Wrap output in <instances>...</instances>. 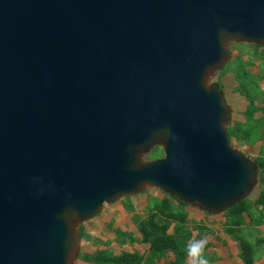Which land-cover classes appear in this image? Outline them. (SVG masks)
<instances>
[{
  "label": "water",
  "instance_id": "1",
  "mask_svg": "<svg viewBox=\"0 0 264 264\" xmlns=\"http://www.w3.org/2000/svg\"><path fill=\"white\" fill-rule=\"evenodd\" d=\"M229 37L264 43V0H0V264H75L80 222L147 185L248 197L258 164L204 82Z\"/></svg>",
  "mask_w": 264,
  "mask_h": 264
},
{
  "label": "trees",
  "instance_id": "2",
  "mask_svg": "<svg viewBox=\"0 0 264 264\" xmlns=\"http://www.w3.org/2000/svg\"><path fill=\"white\" fill-rule=\"evenodd\" d=\"M251 45L255 48L256 56L261 59L260 73L253 74L248 68V64L252 63L250 58H234L231 71L236 81L235 90L245 97L247 105L243 111V121L230 120L227 131L229 141L240 146L263 142L253 158L258 164L259 190L254 197H245L223 211V230L237 242L238 254L244 264H255L257 249L264 248V235L257 236L250 227L264 221V86L259 82L264 79V54L257 51L259 45ZM162 154L161 147L154 146L145 158H158ZM186 205V202L165 192L160 198L149 195L144 215L135 221L139 236L121 229L115 230L118 240L125 238L131 242L148 244L144 253L135 250L114 253L104 247L93 252H79L77 258L92 264H158L160 260H163V264H188V245L194 241L192 230L197 224L189 223ZM244 215L248 217L247 222L244 221ZM79 232L82 237L83 227L80 226ZM208 246L206 244L203 252ZM170 253L173 258H170Z\"/></svg>",
  "mask_w": 264,
  "mask_h": 264
},
{
  "label": "crops",
  "instance_id": "3",
  "mask_svg": "<svg viewBox=\"0 0 264 264\" xmlns=\"http://www.w3.org/2000/svg\"><path fill=\"white\" fill-rule=\"evenodd\" d=\"M223 74H221L222 76ZM222 85H225V90L227 85L222 83ZM236 84L229 89L228 92L223 90L224 98L226 102L230 105L231 108H233L237 103H242L244 105L243 111L246 108L247 101L245 97L238 91L235 90ZM227 93V94H226ZM243 116V112H242ZM242 118H236L235 120L243 121ZM263 144L262 141H258L253 145L250 146H244L246 148L251 149V153L249 154L251 157H255L258 153V150L260 146ZM248 154V152H247ZM147 192V191H146ZM145 192V193H146ZM141 192H137L134 194L125 195V199L129 200V206L124 207L120 203V199L116 200L112 203H109V207L111 210H113V214L111 215L112 218H115L116 220H120V217H116L115 215H123V212L127 209H130L131 211H136V204L133 202V198L136 197L137 194ZM150 195V194H149ZM149 195H146V205H147V198ZM155 197H162L156 196ZM124 199V200H125ZM123 201V200H121ZM145 205V208H146ZM144 208V213H145ZM185 210L188 213L189 223H196L197 226L194 230H192L194 241H207L206 244H208V248L203 252L205 258L208 260L209 264H244L242 259L240 258L238 254V246L237 242L227 233L223 230V224L225 220V216L223 215V212H217V213H208L199 207L191 204H187L185 206ZM113 220V219H111ZM244 221H248V217L244 215ZM118 226V225H117ZM117 226H114L113 233L115 234V230L118 229ZM252 231L257 236L264 235V221L260 224L250 225ZM121 229V228H119ZM121 230L128 231L133 233L135 236H139L138 233H134L130 230V228L122 227ZM86 231L83 229L82 236H87ZM81 236V235H80ZM89 236V235H88ZM110 238L106 239H96L94 240L95 247L86 252H93L97 248H104L107 247L114 253H118L121 250L126 251H137L139 253H144L145 250L148 248V244L146 243H139V242H131L130 240H125V238H122L121 240H118L116 237V234L114 236H109ZM96 242V243H95ZM103 242V243H101ZM104 243H109L108 245H105ZM81 250V249H80ZM81 252V253H86ZM170 258H173V255L170 253ZM78 262L75 264H92L89 263L81 258H78ZM187 263L189 264V257L186 258ZM158 264H163V260L158 261ZM255 264H264V248L259 247L256 252V259Z\"/></svg>",
  "mask_w": 264,
  "mask_h": 264
},
{
  "label": "rangeland",
  "instance_id": "4",
  "mask_svg": "<svg viewBox=\"0 0 264 264\" xmlns=\"http://www.w3.org/2000/svg\"><path fill=\"white\" fill-rule=\"evenodd\" d=\"M224 44L228 47V49L231 52L229 60L223 65L222 68H215V69L210 70L207 73L204 82L206 86H211L214 83H218L222 91L224 90L228 92L229 89L232 88L236 84V81L234 80V77L231 71V68L233 67V64L235 63L234 58L241 57L242 60H247L250 58L252 60V63L248 64V68L251 70L253 74L260 73L259 66H260L261 59L256 56L255 51H254L255 48H253V46L251 45L253 43H247L244 41H235L234 39L229 37V38L224 39ZM259 46L260 47L257 48V51L264 54V43L260 44ZM220 73L223 75L221 76ZM259 82L261 85L264 86V79H260ZM222 83L223 84L225 83L227 85L226 90H225V85H222ZM223 97H224V94H223ZM243 107L244 105L242 103H237L234 106V111H233V108H231L230 120H235L236 118H242L243 117L242 116ZM230 144L235 149L239 150L240 152H243L245 154H247L248 152L247 155L250 156L249 155L251 153L250 148H246L244 146L234 144L233 142H230ZM154 146H159L162 149V146L160 145V143H155L152 147ZM162 152H163V149H162ZM144 155L145 154L141 155L140 157L141 161H145ZM163 155L164 153L161 156ZM251 158H254V157H251ZM258 190H259V186L257 184L255 188L252 190V192L249 194V196L254 197L256 193L258 192ZM140 192L141 193L137 194L136 197L133 198V202L136 204V211H131L130 209H127L123 212V215H115L116 217L122 216L120 220H116L115 218H112L111 215L116 214V213H113V210H111V208L108 206L109 204H104L101 210L97 214L80 222L78 228H80V226L83 227V229L86 231L85 233L87 236L80 237L79 252H86V251L92 250L95 247L94 240H96L97 238L104 240L106 238H110L109 236L111 237L114 236L115 234L113 233V229H114V226H117V225H118L117 226L118 229L119 228L122 229V227H127V228H130L132 232L138 233L136 226H135V221L144 215V208L146 205V195L150 194L152 196L154 195L161 196L164 194V191H162L160 188L155 187L153 185H147L146 188ZM125 197L127 196L122 195L117 200L120 199V203L124 207L126 206L128 207L129 200L125 199ZM78 260L79 259L76 258L75 263L78 262Z\"/></svg>",
  "mask_w": 264,
  "mask_h": 264
},
{
  "label": "clouds",
  "instance_id": "5",
  "mask_svg": "<svg viewBox=\"0 0 264 264\" xmlns=\"http://www.w3.org/2000/svg\"><path fill=\"white\" fill-rule=\"evenodd\" d=\"M207 241H193L188 245L187 256L189 264H209L203 254Z\"/></svg>",
  "mask_w": 264,
  "mask_h": 264
}]
</instances>
